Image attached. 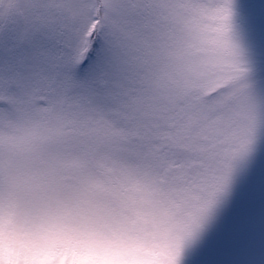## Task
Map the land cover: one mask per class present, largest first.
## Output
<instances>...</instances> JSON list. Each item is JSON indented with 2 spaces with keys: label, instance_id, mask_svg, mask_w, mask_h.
Here are the masks:
<instances>
[{
  "label": "snow or ice",
  "instance_id": "obj_1",
  "mask_svg": "<svg viewBox=\"0 0 264 264\" xmlns=\"http://www.w3.org/2000/svg\"><path fill=\"white\" fill-rule=\"evenodd\" d=\"M0 264H264V0H0Z\"/></svg>",
  "mask_w": 264,
  "mask_h": 264
}]
</instances>
